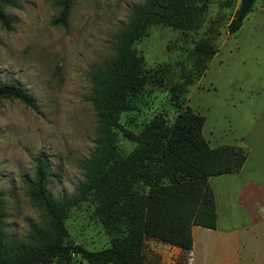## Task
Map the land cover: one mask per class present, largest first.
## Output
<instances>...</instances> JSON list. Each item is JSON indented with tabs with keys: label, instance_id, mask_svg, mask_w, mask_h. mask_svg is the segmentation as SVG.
Here are the masks:
<instances>
[{
	"label": "rangeland",
	"instance_id": "1",
	"mask_svg": "<svg viewBox=\"0 0 264 264\" xmlns=\"http://www.w3.org/2000/svg\"><path fill=\"white\" fill-rule=\"evenodd\" d=\"M16 1L19 6L2 8L11 26L0 21V82L19 81L36 106L0 100V190L6 231L22 239L44 220L29 194L39 154L51 165V195L70 197L84 180L83 161L98 138L91 72L114 56L119 29L146 0H72L67 25L52 24L60 12L55 1ZM188 1L180 23L156 21L136 42L145 81L121 123L136 133L160 134L190 108L205 115L203 133L211 146L232 143L248 119L243 107L255 102L253 92L264 85V17L248 24L261 1L235 33L228 25L241 0ZM211 37L216 52L198 54L197 45ZM117 143L125 155L138 148L120 131ZM97 205L91 196L74 205L66 220L68 238L91 250L109 246L112 238ZM191 250L148 238L142 264H191ZM67 264L90 263L77 255Z\"/></svg>",
	"mask_w": 264,
	"mask_h": 264
},
{
	"label": "trees",
	"instance_id": "2",
	"mask_svg": "<svg viewBox=\"0 0 264 264\" xmlns=\"http://www.w3.org/2000/svg\"><path fill=\"white\" fill-rule=\"evenodd\" d=\"M50 1L60 5L52 24L67 25L72 0ZM189 5L188 0H146L131 9L129 21L116 35L114 56L91 72L98 138L91 156L83 161L84 180L70 197L51 195L47 189L51 165L44 154H39L29 194L44 220L22 239L6 231L5 200L0 190V264H67L77 255L90 264H142L148 238L190 251L194 225L217 227L218 212L209 178L240 171L248 149L231 143L211 146L203 133L205 115L190 108L181 110L172 126L160 134L136 133L121 123L145 81L136 42L156 21L180 23L182 9L187 11ZM4 6L19 4L0 0V21L10 27ZM238 13L239 9L228 25L230 33L243 25ZM212 42V37L201 41L196 52L202 54L208 49L215 53ZM2 99L36 106L34 96L17 80L0 82ZM119 131L137 143V151L121 153ZM91 196L98 202L99 216L112 237L109 246L97 250L70 240L66 225L71 208Z\"/></svg>",
	"mask_w": 264,
	"mask_h": 264
},
{
	"label": "crops",
	"instance_id": "3",
	"mask_svg": "<svg viewBox=\"0 0 264 264\" xmlns=\"http://www.w3.org/2000/svg\"><path fill=\"white\" fill-rule=\"evenodd\" d=\"M260 1L248 24L264 17V0ZM259 81L264 83L263 73ZM253 93L255 102L243 107L248 119L240 124L241 135L231 143L248 149L247 160L238 172L209 178L217 227H192L191 264H264V85Z\"/></svg>",
	"mask_w": 264,
	"mask_h": 264
},
{
	"label": "water",
	"instance_id": "4",
	"mask_svg": "<svg viewBox=\"0 0 264 264\" xmlns=\"http://www.w3.org/2000/svg\"><path fill=\"white\" fill-rule=\"evenodd\" d=\"M255 1L256 0H241V6L237 17L238 21H242L245 18L246 14L250 11Z\"/></svg>",
	"mask_w": 264,
	"mask_h": 264
}]
</instances>
